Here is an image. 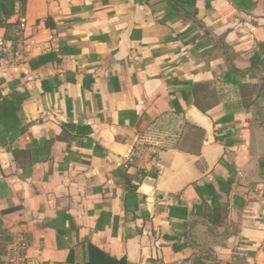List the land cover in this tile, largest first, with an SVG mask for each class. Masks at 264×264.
Wrapping results in <instances>:
<instances>
[{"label": "crops", "instance_id": "1", "mask_svg": "<svg viewBox=\"0 0 264 264\" xmlns=\"http://www.w3.org/2000/svg\"><path fill=\"white\" fill-rule=\"evenodd\" d=\"M22 1L2 264H264V0Z\"/></svg>", "mask_w": 264, "mask_h": 264}, {"label": "trees", "instance_id": "2", "mask_svg": "<svg viewBox=\"0 0 264 264\" xmlns=\"http://www.w3.org/2000/svg\"><path fill=\"white\" fill-rule=\"evenodd\" d=\"M22 4L23 1L21 0ZM15 0H0V28L3 29V37L6 40L14 42L21 36V30L19 28V22L17 20L11 21V17L15 14ZM22 8V6H21ZM26 99V95L13 93L9 97H3L0 94V137L2 132L7 133L9 131L18 130L23 131V128H19L20 124L17 122L16 113L20 109L22 102ZM195 106L204 111L200 106ZM1 142V141H0ZM1 144V143H0ZM130 184V183H129ZM134 186H129V190H134ZM0 241L5 245L0 246V264L3 263V257L6 256V248L10 241L7 231L3 228L2 222L0 221ZM91 249V248H90ZM91 251L100 254L105 261L113 262L116 261L110 257L104 255L96 249ZM92 256V255H91ZM90 256V257H91ZM107 262V264L109 263ZM87 264H94L91 260Z\"/></svg>", "mask_w": 264, "mask_h": 264}, {"label": "built area", "instance_id": "3", "mask_svg": "<svg viewBox=\"0 0 264 264\" xmlns=\"http://www.w3.org/2000/svg\"><path fill=\"white\" fill-rule=\"evenodd\" d=\"M14 17L19 22L20 30L25 25L20 8H15ZM29 46L23 38L11 42L3 36L0 37V85L4 74L9 70H17L24 65Z\"/></svg>", "mask_w": 264, "mask_h": 264}, {"label": "rangeland", "instance_id": "4", "mask_svg": "<svg viewBox=\"0 0 264 264\" xmlns=\"http://www.w3.org/2000/svg\"><path fill=\"white\" fill-rule=\"evenodd\" d=\"M160 135H161V136H164V134H162V133H161ZM160 135H159V136H160ZM2 245H5V243H3L2 241H0V246H2Z\"/></svg>", "mask_w": 264, "mask_h": 264}]
</instances>
